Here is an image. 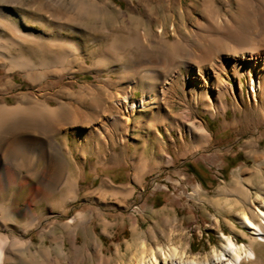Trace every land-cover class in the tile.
Returning a JSON list of instances; mask_svg holds the SVG:
<instances>
[{"label":"rangeland","instance_id":"obj_1","mask_svg":"<svg viewBox=\"0 0 264 264\" xmlns=\"http://www.w3.org/2000/svg\"><path fill=\"white\" fill-rule=\"evenodd\" d=\"M6 1L0 22L40 47L20 45L26 70L0 61V106L27 97L47 111L3 124L4 264H129L139 247L178 239L204 255L220 234L246 243L235 215L264 189V0H209L217 13L207 17L193 0H168V12L163 0ZM237 5L246 33L217 50L233 33L212 25ZM252 36L263 45L254 59ZM152 122L178 153L133 183L132 157L111 167L110 154L121 158Z\"/></svg>","mask_w":264,"mask_h":264},{"label":"bare ground","instance_id":"obj_2","mask_svg":"<svg viewBox=\"0 0 264 264\" xmlns=\"http://www.w3.org/2000/svg\"><path fill=\"white\" fill-rule=\"evenodd\" d=\"M6 2L7 1L5 0V3ZM162 2L165 4L168 2V0H163ZM12 3H16V0H12L10 2L8 1L7 4L9 5ZM2 4L3 3L0 2V12H3ZM164 6L165 12L172 10L170 6L166 4ZM244 6L237 5L238 11L235 17L221 19L218 22H214L212 25L217 30L228 32L227 34H229V32L233 33L231 35L229 34L228 38L226 36L228 40L225 38V40L222 41L220 45L215 47L217 50H226L229 48L231 50H235V41H237L235 39H237V37L241 38L242 35H245V30H247V28H241L240 19V14L241 12L243 13ZM190 7L198 10L206 17L215 15L217 13V9H215V7L210 4L209 0H193L190 4ZM197 28L202 29L203 27L198 26ZM1 29L7 31L8 36L6 41L7 45L5 44L4 46H0V61L7 63L10 69L20 68L26 70L30 68V64L23 60L24 58L19 48L22 43H30L36 47H40L39 41L25 36V34L21 33L8 23L6 24L0 22V30ZM249 39L250 50L247 51L248 53L246 55L250 56V59H254V55L258 53L263 45H261V41L256 40V38L253 36ZM12 49L14 50L13 52ZM241 55L244 57L243 55L245 54ZM26 60L28 61V59ZM259 88L260 87H258V89ZM252 92L255 93L256 90L252 88ZM132 108L134 107L131 106V109ZM33 111L45 112L47 109L27 97L22 98L19 103L12 108L0 106V135L5 132L3 130V124L10 122L12 125L17 126L23 120L30 118L29 116L32 115ZM1 182L3 184L5 180L2 178ZM9 183L11 185H16L19 188H25L27 186L26 182H17V179H15V177L12 175L9 178ZM64 184H67L66 181ZM73 186L75 185L73 184ZM74 189L75 187L70 190L69 193L73 194ZM73 195L71 196L72 199L75 198ZM61 199L64 200L63 198ZM247 200V207L235 215V220L241 228L242 237L247 240L246 243H236L230 236L220 234L221 242L216 249L213 248L210 252L205 253L204 255H194L188 253L189 245L181 244L182 242H179L180 239H178L173 242V245L167 246L166 248L158 247L155 249H146L142 246L139 247L136 254L130 259L129 264H264L263 259L261 256L259 257L257 255V251L255 249V246L257 245L264 247V189L263 196H261V194H256L252 198H247ZM236 205H238V203H236ZM230 225L231 227H235L234 224ZM215 226H218L217 221L215 222ZM7 243L12 245L13 241L9 242L6 238L0 237V264H4L5 262L4 247Z\"/></svg>","mask_w":264,"mask_h":264},{"label":"crops","instance_id":"obj_3","mask_svg":"<svg viewBox=\"0 0 264 264\" xmlns=\"http://www.w3.org/2000/svg\"><path fill=\"white\" fill-rule=\"evenodd\" d=\"M153 123L154 122L145 126V133L131 135L130 139H127L126 144H121V152L118 153L121 158L117 157L116 153L110 154L112 156L111 161L109 162L111 167L118 165L119 163L117 162L120 160H126V156H130V158L132 157V160L135 163L131 178L133 183L134 181L138 183L141 178L145 177L148 169L149 171L151 170L155 172L164 167L165 162L169 163L168 161H174V158L176 157L175 154L178 153L175 150L174 145L165 141L163 135L160 134L159 129L156 127L153 128ZM136 129L137 127L135 128V132L137 131ZM208 140L210 141V137H208ZM187 147L188 148L185 149L186 153L191 155L200 150V147L196 142ZM128 151H130V154H127ZM107 164L108 162L102 163V168L108 166ZM112 185L113 184H111L110 181H104L102 188H113Z\"/></svg>","mask_w":264,"mask_h":264}]
</instances>
